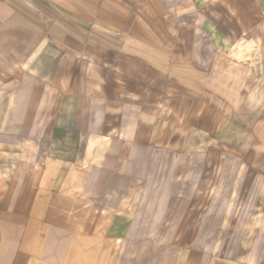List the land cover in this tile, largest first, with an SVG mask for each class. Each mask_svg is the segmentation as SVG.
<instances>
[{
    "label": "crops",
    "instance_id": "0c3cea01",
    "mask_svg": "<svg viewBox=\"0 0 264 264\" xmlns=\"http://www.w3.org/2000/svg\"><path fill=\"white\" fill-rule=\"evenodd\" d=\"M230 176L264 240V0H0V264H236L196 251Z\"/></svg>",
    "mask_w": 264,
    "mask_h": 264
},
{
    "label": "rangeland",
    "instance_id": "374dc122",
    "mask_svg": "<svg viewBox=\"0 0 264 264\" xmlns=\"http://www.w3.org/2000/svg\"><path fill=\"white\" fill-rule=\"evenodd\" d=\"M235 167L226 164L225 166V172L230 175L234 172ZM231 180H226L224 189L221 185L220 188L217 190V194L215 196L214 201H220L219 207H226V206H233L235 209V212L232 213H225L226 219H229V223L226 225L222 224L223 227L217 228V224L219 222L218 218L220 219L221 216H224L223 212L220 214H210L209 217L206 218L205 225L200 231L198 235V240H201L202 247L199 246L196 251L199 252V250H202L203 248L206 250H210L213 248L214 243H222L224 242L223 249L225 257H229L234 259L236 261V264H247V259H251L252 262H248V264H264V240H241V231L237 228L239 225V221L242 220V217L245 215L243 212H241V209L243 208L244 204H248V209H250V206L255 203H253V200L246 196L248 185H239V182L236 183L232 181V177L230 176ZM229 179V178H228ZM189 182L185 181H176V180H161L154 182V185L156 186V193L161 194L163 192L164 188H167L171 190L172 194H176V191L182 188H189L188 186ZM236 184V185H234ZM192 185V184H191ZM190 185V186H191ZM235 186V188H233ZM232 188V189H231ZM238 191L237 199L232 200L233 196H230V193L232 190ZM177 198L173 196L171 198V201L173 202ZM156 214V213H155ZM155 214H151L153 217H155ZM242 216V217H241ZM241 217V219H240ZM162 218V217H161ZM162 218L161 220H157V225L155 228L150 229V235L152 237H160V235L163 234V229H160L162 226ZM240 219V220H239ZM238 222V224H237ZM216 223V227L213 226V224ZM155 224V223H154ZM160 226V227H159ZM226 226V227H225ZM174 232V231H173ZM171 232V236L174 235V233ZM240 238V239H239ZM219 240V241H218ZM121 246L123 250V257H125V251H129L130 247L132 246L137 248H141L142 246H147L146 249L149 250L151 244L153 243V262L152 264H175L178 254L176 251H174V248L171 246H168V248H165L163 246V240H120ZM171 247V248H170ZM196 252V253H198ZM191 257V254H189ZM192 255H195L193 253ZM186 259V256H183ZM189 257V256H188ZM236 259V260H235ZM206 262L205 260L203 261Z\"/></svg>",
    "mask_w": 264,
    "mask_h": 264
}]
</instances>
